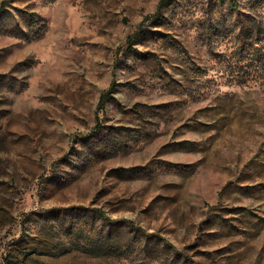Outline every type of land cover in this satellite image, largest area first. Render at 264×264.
Masks as SVG:
<instances>
[{
	"label": "rangeland",
	"instance_id": "374dc122",
	"mask_svg": "<svg viewBox=\"0 0 264 264\" xmlns=\"http://www.w3.org/2000/svg\"><path fill=\"white\" fill-rule=\"evenodd\" d=\"M238 2L0 0V264H264V0Z\"/></svg>",
	"mask_w": 264,
	"mask_h": 264
},
{
	"label": "trees",
	"instance_id": "16d2710c",
	"mask_svg": "<svg viewBox=\"0 0 264 264\" xmlns=\"http://www.w3.org/2000/svg\"><path fill=\"white\" fill-rule=\"evenodd\" d=\"M170 1H171V0H161V3H160V5H159V8H158V10L155 12L154 17H155V16L159 17L162 8H163L167 3H169ZM230 1H231L232 5H234L235 7H237V6L239 5L238 0H230ZM36 14H37L36 12H30V13L27 14V18L32 19V16H35ZM116 87H117V85H111L110 88H109L106 92H104V93L102 94V97H101V99H102V100H101V104H104V103L107 101V98L113 93V91L116 89ZM93 211H94V214H93V215H97V216H99L100 218L104 219L105 221H108L110 224H111L112 222H120V221L117 220V219H115V220L112 219V217L106 215V213H104V212H103L101 209H99V208H95ZM130 224L133 225L132 222H131ZM107 232H108V233L106 234V235H107V238H110L111 229H109ZM147 235H149V233H148ZM172 247H174V246H172ZM174 248H175V247H174ZM175 250L177 251V254H178V253L180 254L181 251H180L179 249L175 248ZM19 262H20V256H18V255L14 257V256H12V253H10V255H8V256L6 257V264H19Z\"/></svg>",
	"mask_w": 264,
	"mask_h": 264
}]
</instances>
